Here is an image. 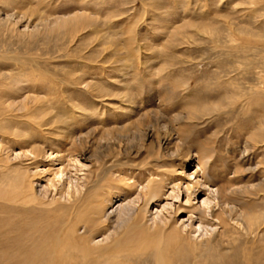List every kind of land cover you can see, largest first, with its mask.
I'll return each mask as SVG.
<instances>
[{"label":"rangeland","instance_id":"1","mask_svg":"<svg viewBox=\"0 0 264 264\" xmlns=\"http://www.w3.org/2000/svg\"><path fill=\"white\" fill-rule=\"evenodd\" d=\"M31 2L28 5L25 0H0V19L13 13L17 16L14 21H18L10 29L0 26V73L16 77L5 97L7 101H16L28 96L21 101L22 110L12 111L1 105L0 157L18 154L19 159L9 167L0 163L2 186L7 191L14 188L11 185L19 178L11 168H22L24 160L33 157L30 153L33 146L39 147V155L36 167L31 165L30 170L48 178L50 169L66 164L63 159L68 158L63 155L72 135H93L91 147L101 158L109 151L101 144L103 137L112 138V126H121L122 132L133 122H141L135 114L136 105L145 100L148 92L153 94L155 103L160 97L168 100L167 108L183 97L194 102L186 84L195 85L198 77L211 82L214 75L224 93L217 91L211 97L216 100L197 108L198 119L189 125L184 142L196 146L203 139L206 143L214 138L218 161L230 162L226 151L233 154L238 146L232 141L249 140L241 136L242 132L252 133L253 129H240L247 121L237 115V110L243 108V92L258 88L264 76V0H38L37 5L34 0ZM75 7L85 9L99 20L104 25L102 31H108L112 37L104 39L105 33L101 37L98 23L72 31L58 29L54 24L46 29L40 25V18L71 13ZM68 9L71 10L65 12ZM131 36L134 43L127 44ZM139 43L142 48L137 54L126 55ZM152 107L149 103L145 108ZM68 108L73 110L72 118L63 113ZM178 110L173 109L171 115ZM38 112L49 113L43 119L49 117L52 121L31 129L35 139L29 145L18 142L21 136L1 133L8 130L7 121L13 129L24 132V123L32 125L34 120L39 121ZM260 112L264 114V107ZM255 125L262 127L261 122L248 126ZM260 137L264 138V133ZM253 143L259 144L254 154L264 156V142L254 139ZM56 157L61 162L54 160ZM83 163L76 164L80 169L76 173L81 177L88 165ZM194 163V159L190 160L184 171L194 170ZM34 188L41 190L38 185ZM203 196L198 194L192 203L199 205ZM246 200L244 208L256 215L246 225L251 229L247 231L244 226L232 223L222 237L214 234L210 240V246L217 245L228 259L236 249L241 253L248 250L253 257L264 250V191ZM171 201L170 198L162 200L158 207L151 206L149 215L159 218L167 214ZM172 203L189 206L181 196ZM189 214L182 213L177 224L186 226ZM196 223L192 222V231ZM198 233L196 230L191 233L198 241L209 237V232L200 237ZM201 243V249L208 247L209 243Z\"/></svg>","mask_w":264,"mask_h":264},{"label":"bare ground","instance_id":"2","mask_svg":"<svg viewBox=\"0 0 264 264\" xmlns=\"http://www.w3.org/2000/svg\"><path fill=\"white\" fill-rule=\"evenodd\" d=\"M32 2L25 0L28 5ZM34 2L37 5L38 0ZM84 10L75 7L71 13L40 18V25L45 29L55 25L72 31L98 23L100 36L105 33L104 39L111 38L108 31H102L104 25ZM5 17L0 19V26L6 29L18 22L14 21L17 16L13 13ZM133 40L131 36L126 43L133 44ZM141 44L133 46L126 55L137 54ZM212 78L211 82L198 77L195 85L187 83L186 91L194 102L183 97L176 99L171 108L166 107L168 100L165 102L160 96L155 103L153 94L148 92L145 100L136 105L135 114L141 122H133L122 132H119L121 126H112V138L101 140V145L109 150L101 158L91 147L93 135H72L65 154H61L68 158L63 159L66 164L50 169L49 178L30 170L31 165L36 167L39 155V147L33 146L30 151L33 157L25 159L22 168H11L19 176L11 185L12 190L2 186L0 176V264H264V250L253 257L248 250L241 253L236 249L228 259L217 245L210 246L214 234L222 237L232 223L249 231L251 228L246 225L256 218L243 204L251 195L264 191V156L254 154L259 144L253 143L254 139L264 142L260 137L264 133V114L260 112L264 107V76L258 88L243 92V108L237 110V115L243 116L247 125L243 124L240 129L253 131L242 132V137H249L247 141H232L238 146L233 154L226 151L230 162L218 161L214 138L206 143L203 139L196 146L184 142L189 125L198 119L197 108L216 100L211 97L217 91L224 93L214 75ZM15 80V76L0 73V116L3 115L1 105H7L12 111L24 108L21 101L28 96L16 101H7L5 97ZM149 103L153 107L146 109ZM72 111L68 108L63 113L72 118ZM38 114L39 121L22 125L24 132L13 129L7 121L8 130L1 133L21 136L18 142L29 145L35 139L31 129L52 121L49 117L43 119L49 113ZM254 122H261L262 127L248 126ZM192 159L195 168L186 173L184 166ZM17 160L18 154L0 157L4 167ZM54 160L61 162L60 157ZM81 161L88 164L82 177L76 173L80 170L76 164ZM36 185L41 186L40 191L35 190ZM200 193L204 194L201 203L193 204ZM180 196L189 206L172 203ZM170 198L167 214L159 218L149 215L151 206L158 207L162 200ZM185 212L190 213L189 223L177 224ZM192 222H197L193 231ZM195 230L199 237L207 232L209 237L198 241L191 235ZM202 241L209 243L206 249L200 248Z\"/></svg>","mask_w":264,"mask_h":264}]
</instances>
